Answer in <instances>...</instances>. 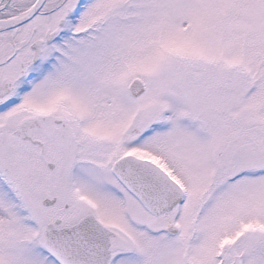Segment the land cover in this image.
Listing matches in <instances>:
<instances>
[{
    "label": "snow or ice",
    "instance_id": "1",
    "mask_svg": "<svg viewBox=\"0 0 264 264\" xmlns=\"http://www.w3.org/2000/svg\"><path fill=\"white\" fill-rule=\"evenodd\" d=\"M0 264H264V0H0Z\"/></svg>",
    "mask_w": 264,
    "mask_h": 264
}]
</instances>
